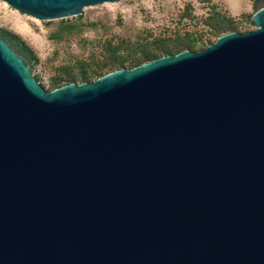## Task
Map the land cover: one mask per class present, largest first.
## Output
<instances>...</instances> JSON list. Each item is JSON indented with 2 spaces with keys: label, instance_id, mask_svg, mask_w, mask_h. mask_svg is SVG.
Instances as JSON below:
<instances>
[{
  "label": "water",
  "instance_id": "1",
  "mask_svg": "<svg viewBox=\"0 0 264 264\" xmlns=\"http://www.w3.org/2000/svg\"><path fill=\"white\" fill-rule=\"evenodd\" d=\"M252 23L48 92L0 38V264H264V7Z\"/></svg>",
  "mask_w": 264,
  "mask_h": 264
},
{
  "label": "rangeland",
  "instance_id": "2",
  "mask_svg": "<svg viewBox=\"0 0 264 264\" xmlns=\"http://www.w3.org/2000/svg\"><path fill=\"white\" fill-rule=\"evenodd\" d=\"M261 7L264 0H117L85 6L76 16L40 20L0 0V38L15 37L31 75L48 92L94 81L95 73L78 75L95 71L110 54L140 58L144 51L177 41L193 42V50H184L198 51L223 34L250 31L256 28L252 15ZM67 23L77 25L58 36ZM68 74L75 79L67 81Z\"/></svg>",
  "mask_w": 264,
  "mask_h": 264
},
{
  "label": "trees",
  "instance_id": "3",
  "mask_svg": "<svg viewBox=\"0 0 264 264\" xmlns=\"http://www.w3.org/2000/svg\"><path fill=\"white\" fill-rule=\"evenodd\" d=\"M77 24L75 23H67L65 25H62L60 29L58 30L57 35L61 36L63 33H70V31L74 30ZM6 41L12 47L15 49L18 54L21 55V57L24 59L23 54H21L20 50L17 48V43L15 42V37L13 35H8L5 37ZM194 43L193 42H183V41H177L176 43L172 45H167V44H162L154 48L153 50H148L142 52V55L140 58L138 57H131L128 55H115V54H110L106 56V59L102 61L101 65H98L95 69V71H91L90 73L87 71H82L78 75V78H88L91 74L95 73L97 74L96 78L111 72L115 70H119L124 67H135L140 65L141 63L158 58L164 54H173L177 53L179 51H182L184 49H192L193 50ZM117 48V47H116ZM24 63L27 64L28 62L24 59ZM75 79V75H67V81L70 79Z\"/></svg>",
  "mask_w": 264,
  "mask_h": 264
}]
</instances>
